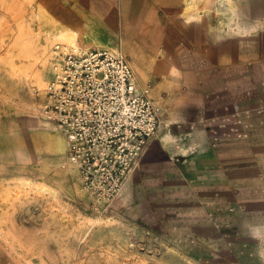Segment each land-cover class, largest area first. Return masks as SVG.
Here are the masks:
<instances>
[{
  "label": "rangeland",
  "instance_id": "rangeland-1",
  "mask_svg": "<svg viewBox=\"0 0 264 264\" xmlns=\"http://www.w3.org/2000/svg\"><path fill=\"white\" fill-rule=\"evenodd\" d=\"M188 1L189 16L213 31L247 39L256 32L264 33V0ZM70 8L74 4L67 0H0V42L14 38L21 25L35 44L36 33L41 30L43 34L51 28L48 20L54 22L55 31L75 28L68 26ZM41 12L46 17L38 18ZM123 39L121 51L108 45L100 48L125 56L139 55L132 51L127 34H123ZM82 40L86 43L81 44L83 49L93 47L83 34ZM144 40L146 43L147 38ZM52 49L61 57L46 72L45 86L64 55L62 44L57 43ZM4 53L0 45V57ZM5 87L0 81V180L20 176L39 178L40 166L52 167L50 159L35 152L39 155H34V160L30 155H18L17 150L27 146L34 150V130L39 133L47 128L55 137H61L45 125L40 115L45 99L40 100L34 92L36 110H32L26 105L29 103L26 92L19 90L11 96ZM257 112L254 117L251 111L237 107L224 115L198 119L187 131L171 133L173 139L184 134L185 139L196 137V141L207 133L212 144L237 146L236 155L230 160L235 171L213 191L151 178L142 170L145 163L142 155L133 166L119 201L106 213L91 208L88 197L81 192L80 182L74 186L76 178L70 175L72 187L61 196L69 211L73 215L116 221L86 244L76 239L78 220L73 219L67 225L46 224L43 207L47 203L37 201L31 192L25 203L16 202L12 209L1 208L0 217L5 215L7 219L0 226L13 229L16 242L21 241L27 249L15 250L19 243H7L0 236V264H29L21 254L33 261L30 264H41V260L46 264H107L103 250L118 256L112 264H264V104ZM173 126L177 124H170ZM183 141L177 138L173 144L179 147ZM62 152L66 156L65 148ZM103 233L108 235L102 236Z\"/></svg>",
  "mask_w": 264,
  "mask_h": 264
},
{
  "label": "crops",
  "instance_id": "crops-1",
  "mask_svg": "<svg viewBox=\"0 0 264 264\" xmlns=\"http://www.w3.org/2000/svg\"><path fill=\"white\" fill-rule=\"evenodd\" d=\"M67 1L74 4L68 10V26L82 27L91 48L108 45L121 51L127 34L132 51L139 54L137 59L124 56L160 116L159 130L143 154L142 170L153 179L211 191L228 180L235 171L231 163L236 145H213L206 133L199 141L175 136L185 139L175 147L171 133L187 131L198 119L237 107L257 116L264 104V33L247 39L213 31L189 18L186 0ZM39 134L40 157L56 159L63 154L49 129Z\"/></svg>",
  "mask_w": 264,
  "mask_h": 264
},
{
  "label": "built area",
  "instance_id": "built-area-1",
  "mask_svg": "<svg viewBox=\"0 0 264 264\" xmlns=\"http://www.w3.org/2000/svg\"><path fill=\"white\" fill-rule=\"evenodd\" d=\"M63 54L46 85L40 115L63 139L91 208L107 213L158 132L159 110L120 52L77 48Z\"/></svg>",
  "mask_w": 264,
  "mask_h": 264
},
{
  "label": "bare ground",
  "instance_id": "bare-ground-1",
  "mask_svg": "<svg viewBox=\"0 0 264 264\" xmlns=\"http://www.w3.org/2000/svg\"><path fill=\"white\" fill-rule=\"evenodd\" d=\"M190 7L191 2L186 0L187 12ZM43 16L46 17L45 13L41 12L38 18ZM47 23L51 25V28L43 34L41 30L36 33V41L38 42L37 44L34 43L32 38L26 35L24 31L25 27L22 25L17 28L14 38H12L9 42L6 43L4 40L0 42V45L5 51L4 55L0 57V75L2 76L0 81L1 83H5V88L8 95L13 96L16 94V92L18 93L19 90L26 92V96L29 100V103L26 105L32 110H36L34 104V92L38 93L37 96L40 100L45 99V74L49 70L50 66L54 62H57L61 57V54L53 51L52 47L56 46L57 43H60L63 46L62 52L66 53L68 50L72 49H83L81 47L82 43L86 45L82 40V27L78 26L75 28H66L60 31H55L56 27L53 24L54 22L52 20H48ZM41 37H43L42 43H40ZM131 56L136 59L139 57V55L133 53ZM32 138L35 145L34 150L27 146L25 148L18 149V155H30L33 157L35 152L43 153V147L40 144V134L34 130ZM57 143L59 149L63 151L65 148L63 139L57 138ZM50 161L52 167H49L48 165L40 166L41 173L39 178H33L31 176L24 178L20 176L0 180V211L1 208L5 207L12 209L16 202L21 204L25 203L29 200V195L33 194L37 201H45L47 203L43 207L44 215L47 217L44 219L46 224L61 223L67 225L73 219H76L78 220L77 228L79 230L78 234L76 235V239L82 244H86L88 241H93L97 232L102 229L104 230L105 227L114 225L116 221L113 218L102 219L98 217H84L79 213L73 215L69 211L68 204L61 200V196L64 192H69L70 188L72 187L69 176L71 175L76 178V182L73 180L74 186H76L78 182H81L80 177L78 176L76 170L71 166L66 156L60 155L56 159H50ZM81 192H83L82 188ZM6 219L7 216L5 215L0 217V225H2L1 223L6 221ZM103 235L106 234L103 233L102 236ZM0 236L7 243H19L20 245L14 246L15 250L27 249L25 245H22L21 241L16 242L14 231L11 228L3 229L0 226ZM66 250H69V248H66ZM103 252H106L107 254V258L105 259L107 264H112L119 259L114 252L112 253L108 250H103ZM69 254L70 253L68 252V255ZM25 255L21 254L22 258L27 260V262L30 264L32 260L30 261V258L25 257ZM41 264H46V262L41 260ZM85 264L87 263L85 262ZM96 264H98V262Z\"/></svg>",
  "mask_w": 264,
  "mask_h": 264
}]
</instances>
